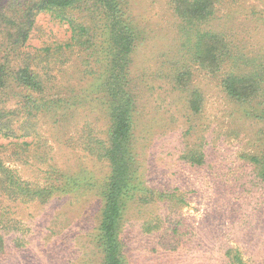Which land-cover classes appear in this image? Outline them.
I'll return each mask as SVG.
<instances>
[{
  "label": "rangeland",
  "instance_id": "rangeland-1",
  "mask_svg": "<svg viewBox=\"0 0 264 264\" xmlns=\"http://www.w3.org/2000/svg\"><path fill=\"white\" fill-rule=\"evenodd\" d=\"M129 1L128 14L144 39L134 53L133 65V88L141 113L138 136L143 155L138 159L144 181L177 190L186 197V204L174 213L177 222L181 220L183 237L167 243L163 231L150 235L141 230L145 220L157 215L166 230L171 214L167 207L131 204L124 222L127 258L132 264H231L226 253L239 250L247 264H264V184L248 158L264 149V99L243 107L234 104L222 88L229 67L211 74L197 70L193 85L203 95L204 110L187 122L184 99L176 97L168 85L173 79L170 69L182 67L178 55L185 51L169 0ZM217 14L214 25L231 36L237 67L247 64L246 59L250 63L264 58V0H221ZM39 25L32 38L38 49L64 37V28L49 23L48 17H40ZM83 55L77 48L64 73H58L60 63L51 64L56 83L77 89L85 85ZM245 110L252 114L246 116ZM38 122L36 157L9 159L7 165L26 181L44 183L52 166L76 183L46 204L17 203L11 208L5 218L17 222L8 223L7 239L15 242L0 257V264H101L103 256L95 239L102 200L96 186L110 169L84 153L79 139L92 130L101 135L107 125L105 113L95 104L56 127L47 119ZM85 123L91 130L83 128ZM190 125L196 126L192 132L198 144L209 143L202 167L187 166L181 160L193 145L191 135H183ZM149 167L153 170L148 173Z\"/></svg>",
  "mask_w": 264,
  "mask_h": 264
},
{
  "label": "trees",
  "instance_id": "trees-1",
  "mask_svg": "<svg viewBox=\"0 0 264 264\" xmlns=\"http://www.w3.org/2000/svg\"><path fill=\"white\" fill-rule=\"evenodd\" d=\"M220 2L169 0L185 51L178 55L182 67H171L173 79L168 85L176 97L184 99L187 122L200 117L204 110L203 95L193 85V72L197 70L211 74L229 67L222 88L234 104L243 107L264 99V58L250 63L246 59L247 64L237 67L231 36L214 25ZM129 6V0H0V257L15 242L7 239L8 223L17 222L5 218L11 208L17 203L46 204L76 183L52 166L44 183L26 181L6 160L36 157L40 145L38 121L47 119L56 127L95 104L105 113L106 129L101 135L88 131L84 133L86 138L79 140L84 153L110 169L96 186L102 200L95 239L103 256L101 264H132L126 256L124 236L126 209L131 204H160L171 213L166 230L163 218L157 215L143 222V234L163 231L166 243L183 237L181 220L177 222L174 213L186 204V197L177 190L147 185L138 159L143 155L138 136L141 113L133 88V65L134 53L144 39L139 25L128 14ZM42 16L63 27L65 33L54 42L55 46L48 43L38 49L32 38L40 29ZM77 48L86 53L80 62L85 85L78 89L69 83H56L58 76L50 68L53 62L60 63L58 73H64ZM244 112L246 116L252 114ZM84 126L91 130L89 124ZM195 129L190 125L183 134L191 135L193 145L181 160L187 166L202 167L209 156L205 149L209 143L198 144L199 138L192 132ZM248 158L264 184V149ZM152 170L149 167L148 173ZM226 256L231 264H247L239 250L228 251Z\"/></svg>",
  "mask_w": 264,
  "mask_h": 264
}]
</instances>
